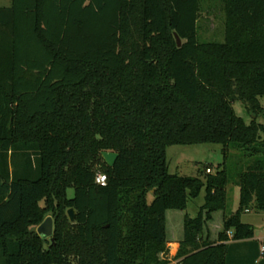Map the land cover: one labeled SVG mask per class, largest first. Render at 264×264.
Here are the masks:
<instances>
[{
    "label": "trees",
    "instance_id": "1",
    "mask_svg": "<svg viewBox=\"0 0 264 264\" xmlns=\"http://www.w3.org/2000/svg\"><path fill=\"white\" fill-rule=\"evenodd\" d=\"M201 1L0 7V264H63L70 249L77 264H169L159 258L165 213L202 188L198 215L183 220L180 264H264V245L241 222L250 208L264 213V0H211L225 13L223 42L198 39ZM197 144L242 160L238 207L216 241L201 233L226 207L227 170L204 182L168 171L167 147ZM103 151L117 154L112 167ZM69 208L71 244L59 229ZM48 213L56 243L45 248L36 228Z\"/></svg>",
    "mask_w": 264,
    "mask_h": 264
},
{
    "label": "rangeland",
    "instance_id": "2",
    "mask_svg": "<svg viewBox=\"0 0 264 264\" xmlns=\"http://www.w3.org/2000/svg\"><path fill=\"white\" fill-rule=\"evenodd\" d=\"M12 0H0V5H9ZM7 3V4H6ZM224 21L225 13L221 4L217 1L204 0L200 3V12L197 22V33L200 41H224ZM259 104L264 107V96L259 97ZM236 115L242 117L246 123L251 120L244 105L236 100L232 104ZM258 122H263L261 118ZM166 158L168 171L171 174L188 177H198L204 182L205 174L214 175L223 168L228 173V183L226 185V207L224 210L216 211L211 215V219L206 221L201 233L202 238H208L210 241H216L223 228V219L234 213L238 207L239 188L236 185L237 174L241 171V155L236 150H230L226 161L223 159L222 147L218 144H197V145H172L166 148ZM203 170L202 175L199 171ZM67 196H73V189L67 190ZM205 190L201 189L199 195L195 198L188 197L185 210H167L165 213V231L167 237L166 250L159 253V258L165 262L176 261L180 259L178 251L180 250V241L183 238V220L185 215L194 218L198 215L200 207L204 204ZM152 194L147 195V201L150 202ZM42 204V203H41ZM53 219V230L56 229V223ZM44 218V219H45ZM241 222L250 224L253 228L254 236L250 241L258 244V247L264 245V213L255 208H250L241 214ZM71 222L66 216V221L59 225L62 231V237L71 238L67 242L75 243L71 235ZM55 232V231H54ZM231 236V233H228ZM55 239V236L53 234ZM67 238V239H68ZM259 238L260 240H257ZM246 243L245 254L253 253L252 243ZM56 243V239L54 240ZM242 244V243H241ZM51 245L50 239L45 241V248ZM75 245V244H74ZM73 246V245H72ZM72 246L70 248H72ZM250 247V248H249ZM76 253L72 249L63 255V264H77Z\"/></svg>",
    "mask_w": 264,
    "mask_h": 264
},
{
    "label": "water",
    "instance_id": "3",
    "mask_svg": "<svg viewBox=\"0 0 264 264\" xmlns=\"http://www.w3.org/2000/svg\"><path fill=\"white\" fill-rule=\"evenodd\" d=\"M175 39L177 42V45H180V39L179 37L175 34ZM101 157L103 159V161L109 166L112 167L114 165V162L117 158V154L114 152H108V151H103L101 152ZM66 215L69 219V221L71 222L73 228H75L76 224H75V211L73 208H69L66 211ZM36 232L39 236H41L43 239L47 240L50 239L51 244H54V237H53V219L48 216L46 217L42 223H40L38 225V227L36 228Z\"/></svg>",
    "mask_w": 264,
    "mask_h": 264
},
{
    "label": "built area",
    "instance_id": "4",
    "mask_svg": "<svg viewBox=\"0 0 264 264\" xmlns=\"http://www.w3.org/2000/svg\"><path fill=\"white\" fill-rule=\"evenodd\" d=\"M95 183L99 184V185H105L106 183V176L104 174H102L101 172H98L95 175ZM181 259V258H180ZM180 259L176 260V261H169V264H180Z\"/></svg>",
    "mask_w": 264,
    "mask_h": 264
},
{
    "label": "crops",
    "instance_id": "5",
    "mask_svg": "<svg viewBox=\"0 0 264 264\" xmlns=\"http://www.w3.org/2000/svg\"><path fill=\"white\" fill-rule=\"evenodd\" d=\"M7 4V3H6ZM10 6V4L8 5H0V7H9ZM257 240H260L259 238H256ZM260 250H262V246H260V248H259Z\"/></svg>",
    "mask_w": 264,
    "mask_h": 264
}]
</instances>
